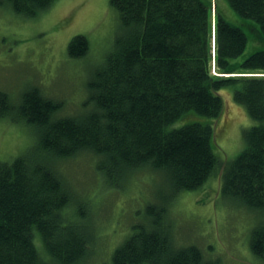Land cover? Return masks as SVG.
Wrapping results in <instances>:
<instances>
[{"label": "trees", "instance_id": "trees-1", "mask_svg": "<svg viewBox=\"0 0 264 264\" xmlns=\"http://www.w3.org/2000/svg\"><path fill=\"white\" fill-rule=\"evenodd\" d=\"M54 1L0 4L35 17ZM217 1L223 0H110L119 31L86 82L88 102L78 116L59 118L61 105L35 88L16 103L0 91V118L27 125L35 136L27 153L0 161V264H80L88 255L87 214L51 165L83 152L96 155L99 170L114 181L140 167L160 172L162 202L197 190L219 168L220 195L260 216L249 248L264 263V48L239 59L248 45L242 25L264 41V0H224L239 24ZM88 50L81 34L67 45L70 58ZM223 87L255 124L244 133V148L220 163L213 124ZM164 216L147 206V228L116 247L110 264H215L194 245L176 248Z\"/></svg>", "mask_w": 264, "mask_h": 264}, {"label": "rangeland", "instance_id": "rangeland-1", "mask_svg": "<svg viewBox=\"0 0 264 264\" xmlns=\"http://www.w3.org/2000/svg\"><path fill=\"white\" fill-rule=\"evenodd\" d=\"M217 4L229 22L239 24L224 0ZM242 26L248 45L240 60L264 48V41ZM118 31V14L110 0H55L35 17L16 14L0 4V91L16 103L22 92L35 88L61 105L59 118L80 115L88 102L86 82L112 49ZM78 34L87 38L89 50L83 58H70L67 45ZM218 93L223 109L213 124V146L223 163L244 148V133L255 121L234 101L231 88L223 87ZM34 141L27 125L0 118V161L24 155ZM99 161L96 155L83 152L51 164L88 217L92 242L80 264H110L116 247L136 228H147V206L165 213L176 248L194 245L215 264H264L249 248L251 231L260 216L220 195L219 168L197 190L179 191L162 202L158 189L164 190V177L160 172L140 167L114 181L99 170ZM69 213L72 222L73 208Z\"/></svg>", "mask_w": 264, "mask_h": 264}, {"label": "bare ground", "instance_id": "bare-ground-1", "mask_svg": "<svg viewBox=\"0 0 264 264\" xmlns=\"http://www.w3.org/2000/svg\"><path fill=\"white\" fill-rule=\"evenodd\" d=\"M214 67H215V66L213 65V72L216 73ZM224 76H227V75H224Z\"/></svg>", "mask_w": 264, "mask_h": 264}]
</instances>
